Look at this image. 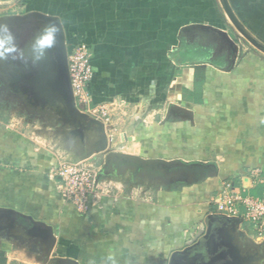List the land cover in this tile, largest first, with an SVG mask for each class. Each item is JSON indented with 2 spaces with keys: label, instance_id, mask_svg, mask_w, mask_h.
<instances>
[{
  "label": "crops",
  "instance_id": "1",
  "mask_svg": "<svg viewBox=\"0 0 264 264\" xmlns=\"http://www.w3.org/2000/svg\"><path fill=\"white\" fill-rule=\"evenodd\" d=\"M33 2L62 19L68 47H90L93 102L114 106L109 148L95 160L114 151L182 163L113 156L114 192L80 212L51 171L85 155L95 135L62 121L23 129L0 120V264H171L207 235L224 181L262 193L249 171L264 173V53L241 42L220 0ZM228 2L264 45V0ZM213 28L241 43L235 60ZM248 224L213 227L210 244L182 262L264 264V237Z\"/></svg>",
  "mask_w": 264,
  "mask_h": 264
},
{
  "label": "water",
  "instance_id": "2",
  "mask_svg": "<svg viewBox=\"0 0 264 264\" xmlns=\"http://www.w3.org/2000/svg\"><path fill=\"white\" fill-rule=\"evenodd\" d=\"M220 1L227 15L243 37L264 51V45L235 16L228 0ZM214 30L231 45L233 59L235 60L239 51L236 41L232 39L227 31ZM49 35L54 37L51 44L48 42ZM8 38L12 39V42L10 41L11 53L9 57L21 55V53L28 55V58L21 60V65L26 70L25 74L22 75L20 73L17 76L19 84L26 89L28 95L42 102H46V98L48 101L58 102L61 121L66 126L74 128L83 136L89 133L95 135L96 140L92 145L93 147L85 155L79 157H88L94 153L107 151L109 141L106 124L82 110L76 103L69 70V49L62 19L58 15L48 14L39 10L0 16V42L5 44V40H9ZM25 46H27V50ZM1 48L2 46H0V50ZM31 66H33L34 72H31ZM113 156H123L143 163H162L167 166L182 163L179 159L172 161L144 159L138 155L110 151L107 155L104 169L107 168L108 162ZM3 211L19 214L12 209H3ZM25 217L30 218L28 216ZM242 222H244V219L239 216H231L225 213L209 214L206 217V224L209 227L207 235L200 238L197 243L187 247L184 251L174 253L171 264H177L180 260L182 262L183 260L196 258L201 253L200 250L204 247V244L206 242H208V245L210 244L211 240L209 241V239L213 232V227L225 228ZM40 224L43 225L42 223ZM182 264H187V262L184 261Z\"/></svg>",
  "mask_w": 264,
  "mask_h": 264
},
{
  "label": "built area",
  "instance_id": "3",
  "mask_svg": "<svg viewBox=\"0 0 264 264\" xmlns=\"http://www.w3.org/2000/svg\"><path fill=\"white\" fill-rule=\"evenodd\" d=\"M68 61L77 104L106 124L110 119L108 107L110 104L90 108L93 98L89 83L94 77L90 47L85 43L71 46ZM124 102L123 99L119 101L120 104ZM94 155L95 153L88 157L61 158L51 171L64 200L80 212H87L99 205L106 196L113 193L115 186L113 181L104 175L105 169L95 160ZM249 175L256 185L263 186L261 194L248 193L227 180L213 196L211 204H214L218 212L243 217L244 222L249 223L254 231L262 235L264 234V175L260 169L250 170Z\"/></svg>",
  "mask_w": 264,
  "mask_h": 264
},
{
  "label": "rangeland",
  "instance_id": "4",
  "mask_svg": "<svg viewBox=\"0 0 264 264\" xmlns=\"http://www.w3.org/2000/svg\"><path fill=\"white\" fill-rule=\"evenodd\" d=\"M38 6L41 5L37 4L36 2H33V0H0V16L10 15V14H22L28 11L35 10L34 8ZM239 34H240V39H242L241 42L253 45L249 40L243 37V35L240 32ZM8 39L9 40L7 39L5 40V44L3 42H0V46H2L0 50V120L6 121L10 125L14 124L15 128L20 127V125H22L23 129L27 125L34 124L35 122L37 125H41V126L44 124V122L48 120H54L57 123L60 122L61 114L59 113L60 106L58 102H54V101L49 102L48 100L46 102H42L37 98L29 96L26 89L19 84L17 80V76L20 73H22V70L24 69L23 66L21 65V60L17 56L9 57L11 53L12 39L11 38ZM236 43L238 44L240 51L241 43L240 42H236ZM69 48L70 47H68V49ZM253 48L259 50L258 47L253 46ZM262 52L264 53V51ZM101 104L109 105L110 101L109 102L104 101L99 103L93 102L91 103L90 108L91 109L96 108L98 105ZM124 105L125 103L117 104L119 108L124 107ZM78 106L81 107L82 110L87 112V110L84 109L81 105L78 104ZM108 107L110 109V117H112V113H113L112 108L114 106L109 105ZM23 131L25 132V130ZM98 163L100 165H103L104 167L102 156L101 159L98 160ZM254 169H258V168H254ZM106 172H107V168L105 169L104 175L108 177V179H111L114 182V179L111 176H108ZM252 182L254 183L253 180ZM255 185L256 184L254 183V186ZM211 200L212 199H210V201ZM253 232L259 237H264V234L259 235L256 232V230ZM53 264H60V262L54 261Z\"/></svg>",
  "mask_w": 264,
  "mask_h": 264
},
{
  "label": "flooded vegetation",
  "instance_id": "5",
  "mask_svg": "<svg viewBox=\"0 0 264 264\" xmlns=\"http://www.w3.org/2000/svg\"><path fill=\"white\" fill-rule=\"evenodd\" d=\"M26 48H27V46H25V49H26ZM26 50H27V49H26ZM27 56H28V55H25L24 53H21V55H17V57H18L20 60H23V59L28 58ZM32 60H34V59H32ZM31 69H32L31 72H34L33 66H31ZM23 71H24V72H23ZM23 71H22V75L25 74V71H26V70H23ZM46 97H47V96H46ZM46 100H48V99L46 98ZM46 100H45V101H46ZM49 102H51V101H49Z\"/></svg>",
  "mask_w": 264,
  "mask_h": 264
},
{
  "label": "clouds",
  "instance_id": "6",
  "mask_svg": "<svg viewBox=\"0 0 264 264\" xmlns=\"http://www.w3.org/2000/svg\"><path fill=\"white\" fill-rule=\"evenodd\" d=\"M53 40H54V37L51 36V35H49L48 36V42H49V44H51L53 42Z\"/></svg>",
  "mask_w": 264,
  "mask_h": 264
}]
</instances>
